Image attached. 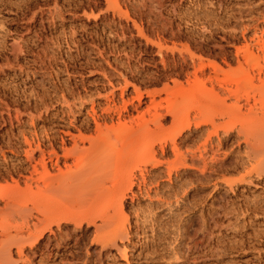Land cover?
Masks as SVG:
<instances>
[{
	"label": "rangeland",
	"instance_id": "rangeland-1",
	"mask_svg": "<svg viewBox=\"0 0 264 264\" xmlns=\"http://www.w3.org/2000/svg\"><path fill=\"white\" fill-rule=\"evenodd\" d=\"M182 96L183 121L169 112ZM199 102L215 125L196 124ZM93 110L123 128L108 135L109 166L93 172L104 187L56 191L51 159L66 170L65 132L82 121L83 135H98ZM154 113L177 128L166 145L156 134L163 162L135 171L126 138ZM205 150L228 154V167L201 179L188 151ZM91 155L67 162L82 167ZM18 192L0 215V234L24 233L4 239L16 264H264V0H0V206ZM106 211L118 214L108 228ZM120 223L116 242L102 236Z\"/></svg>",
	"mask_w": 264,
	"mask_h": 264
},
{
	"label": "bare ground",
	"instance_id": "bare-ground-1",
	"mask_svg": "<svg viewBox=\"0 0 264 264\" xmlns=\"http://www.w3.org/2000/svg\"><path fill=\"white\" fill-rule=\"evenodd\" d=\"M186 100H187V97L182 96L179 102L173 101L170 104L169 112L173 116V119L174 118L177 119V117H179V120L183 121L186 118L185 115H181V109H182L181 106H183L182 103L185 102ZM141 102H142V99L139 100V104H141ZM196 108L199 110V113L196 117L197 125H201V124L215 125L216 124L215 116L207 115L206 112L208 111V109L202 108L201 102H199L196 105ZM93 109L95 108L93 107ZM109 110L110 109L107 108L106 112H108ZM251 112H252V107L249 110V113ZM225 113H227V111ZM90 116L95 124V130L98 133V135L90 136V137L83 135L82 131L90 128V121L89 120L85 122L82 121L80 124L75 126V128L79 132L78 134L70 130L65 132L66 135L69 136L70 139L72 140V145L70 147H67V150H65L63 154V158L65 160L64 163L66 164V170L63 171L62 168L60 167L61 157L59 155L56 157V160H54V162L51 159L52 163L56 165L60 171V174L56 178V185H54V189L56 191L62 190L65 185H68L71 187H76V186L82 187L84 185L88 187H94V186L104 187L103 176H93V172L94 171L96 172L101 168H106L109 166V163H101L100 158L104 150H108V148L116 145L112 141V139L108 136L111 131L115 130V125L114 124L108 125L107 123L102 124L99 121V117L96 114L95 110H93V113L90 114ZM163 119L164 117L160 113L152 114V117L150 118V120L146 121L143 124H139L138 125L139 127L135 129L126 138L128 139L126 144L134 145V148H136V150H132L134 159H135V166H134L135 171L138 168L140 169V165L143 161L148 162L152 168L156 167L158 164L163 162L157 159L156 157L157 151L156 149H154V145H153L155 142L156 134L159 130H164L166 132V139L164 142V144L166 145L168 143V139L173 138L172 135L174 134V131H176V128H177L175 125L176 120H174V122H172L170 126H165ZM151 123L153 126L150 125ZM188 123H190L189 113H188ZM121 131H123V128L116 131V133L120 134ZM214 132H216V130ZM250 135L251 134H246L244 136V141H245V145L249 149V151H247V154L249 157H252L254 149H255V141H253V139L250 138ZM143 143H147L150 146L149 150L146 153H143L142 150H139L140 146ZM82 150H89L92 154L91 158L82 167L79 166L77 168H72L67 162L68 159L75 156L78 152ZM35 154H36L35 150H31L30 153L28 154V160L31 163L32 161L36 160ZM189 154L190 153L188 151V168L199 170V178L201 179H206L211 174L221 169H227L228 167V166H224L223 163H220L221 161L229 158L228 154H225V157L223 159L220 157L219 152L216 150H211L210 153L207 150H205L204 152L201 151L199 155H197L195 151H191V158L189 157ZM42 155H44V153ZM190 159H191V163H189ZM208 159H210V161H208ZM41 162L47 168L44 156ZM234 162L235 160L231 162L229 165L232 166ZM37 163L38 162L36 161V164ZM36 164L34 165V167L37 170ZM199 165H201V167H199ZM259 169L260 168L258 167V165H255L253 166V168H251V172L255 170L258 171ZM208 170H210L209 173H207ZM135 174L136 172H133L134 177H136ZM132 183H134L133 180H132ZM103 191H104L103 189H100L97 192L96 197H98L99 195H102ZM31 192L33 194L32 195L33 198L38 197V194H40L39 191L31 190ZM20 194L21 192H18L14 195H11L8 198V200H5L4 205L2 207L0 206V215L12 212L14 206L16 205V197L19 196ZM29 208H30L29 206H26V209H29ZM32 208H36V204H33ZM117 218H118V214L115 211L111 213L109 211H106L102 217L103 219L102 225L104 226V228L111 227L117 221ZM49 227L51 229V226ZM45 228L46 226H44L41 229H38L36 231L37 232L36 234L34 232H31L25 238H30L35 234L36 239L38 240L42 238ZM125 232L126 231L124 230V227H122V223H120V224H115L113 229L107 231L102 236L106 237L110 234H113L114 236L112 240L116 242V239L118 238V236L125 234ZM67 234H73V231L71 230ZM7 237H15L19 240H22V238H24V233L17 232L15 234H12V233L0 234V260L5 261V264H16L15 263L16 261L12 260L9 255L10 248H8L4 243V239ZM50 244H51V238L49 236L47 239V242L44 244V247L49 248ZM22 249H23V246H20L19 248L20 254H22ZM5 251L8 253V256L5 255Z\"/></svg>",
	"mask_w": 264,
	"mask_h": 264
}]
</instances>
